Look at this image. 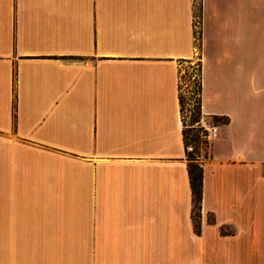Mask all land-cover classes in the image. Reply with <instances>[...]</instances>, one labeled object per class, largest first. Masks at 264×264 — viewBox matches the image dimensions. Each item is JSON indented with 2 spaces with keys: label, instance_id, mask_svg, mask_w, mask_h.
Listing matches in <instances>:
<instances>
[{
  "label": "crops",
  "instance_id": "0c3cea01",
  "mask_svg": "<svg viewBox=\"0 0 264 264\" xmlns=\"http://www.w3.org/2000/svg\"><path fill=\"white\" fill-rule=\"evenodd\" d=\"M263 18L264 0H0V264H264ZM193 61L219 123L196 212Z\"/></svg>",
  "mask_w": 264,
  "mask_h": 264
},
{
  "label": "built area",
  "instance_id": "2783aa9c",
  "mask_svg": "<svg viewBox=\"0 0 264 264\" xmlns=\"http://www.w3.org/2000/svg\"><path fill=\"white\" fill-rule=\"evenodd\" d=\"M194 25L196 30L198 26V18L196 16L194 17ZM190 113L188 109L186 112L181 109L180 120L183 130V146L188 159L189 155H195L198 159L202 156L197 153L198 144L207 148L209 152L211 143L219 136V123L200 114L198 120L194 121L193 124H189ZM188 128H195L197 130L198 138L196 140H192L191 135H186L185 131Z\"/></svg>",
  "mask_w": 264,
  "mask_h": 264
},
{
  "label": "rangeland",
  "instance_id": "374dc122",
  "mask_svg": "<svg viewBox=\"0 0 264 264\" xmlns=\"http://www.w3.org/2000/svg\"><path fill=\"white\" fill-rule=\"evenodd\" d=\"M198 75H199V71H198L196 61H193L192 63L189 62L188 68L182 72L181 96L183 97V103H184L183 111L184 112H186L188 108L192 109L196 107L198 103V99H199V94H198L199 93V76ZM208 119L213 120L212 118H209V117ZM197 153L198 155L207 156L208 149L205 148L204 146H199L198 144ZM188 160L189 162H194L198 165L200 163L199 159H197L195 155H191ZM2 195L3 194L0 193V197ZM256 259H258L259 261V258H256ZM256 259H254L253 262Z\"/></svg>",
  "mask_w": 264,
  "mask_h": 264
},
{
  "label": "trees",
  "instance_id": "16d2710c",
  "mask_svg": "<svg viewBox=\"0 0 264 264\" xmlns=\"http://www.w3.org/2000/svg\"><path fill=\"white\" fill-rule=\"evenodd\" d=\"M199 90H200V84H199ZM179 98L181 105L180 108L183 109L184 107L183 97L180 95ZM188 110L191 111L189 124H193L194 121L198 120V116L200 115L199 99L196 107L192 109L188 108ZM213 120H217V119L213 118ZM185 133L188 136L191 135L192 140H196L198 138L197 130H195V128H188L185 131ZM188 173H189V182L192 192L193 208L195 209V211H198L200 208V202L202 197V168L200 165L194 162H189Z\"/></svg>",
  "mask_w": 264,
  "mask_h": 264
}]
</instances>
